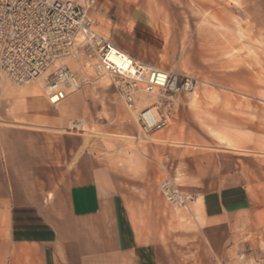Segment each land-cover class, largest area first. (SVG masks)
<instances>
[{
	"label": "rangeland",
	"instance_id": "1",
	"mask_svg": "<svg viewBox=\"0 0 264 264\" xmlns=\"http://www.w3.org/2000/svg\"><path fill=\"white\" fill-rule=\"evenodd\" d=\"M135 5L153 12L165 35V49L148 61L195 78L194 94L179 95L169 127L145 136L135 121L139 109L119 99L113 82L98 78L83 62L66 60L82 86L52 106L57 110L74 98L63 109L68 123L52 134L80 140L113 175L132 216L164 222L165 236L172 235L181 249L196 250L195 264L205 259L200 198L226 186H244L251 209L237 219V253L207 264H264V0H99L98 31L110 41L139 48L121 26ZM4 84L46 98L37 83ZM73 121L83 125V133L67 129ZM166 180L191 197L185 208L165 201L159 186Z\"/></svg>",
	"mask_w": 264,
	"mask_h": 264
},
{
	"label": "crops",
	"instance_id": "2",
	"mask_svg": "<svg viewBox=\"0 0 264 264\" xmlns=\"http://www.w3.org/2000/svg\"><path fill=\"white\" fill-rule=\"evenodd\" d=\"M121 26L139 48L112 44L156 66L147 58L166 45L157 16L135 5ZM73 99L53 110L30 89L21 94L0 86V264H185V258L195 264L196 250L165 236L164 222L132 216L113 175L80 140L52 134L68 123L63 109ZM200 199V262L233 257L237 219L251 209L249 193L234 185Z\"/></svg>",
	"mask_w": 264,
	"mask_h": 264
},
{
	"label": "built area",
	"instance_id": "3",
	"mask_svg": "<svg viewBox=\"0 0 264 264\" xmlns=\"http://www.w3.org/2000/svg\"><path fill=\"white\" fill-rule=\"evenodd\" d=\"M98 1L0 0V82L19 88L41 84L49 104L58 106L82 86L79 74L64 63L78 60L90 65L98 78L113 82L128 108L134 109L141 96L152 99L135 118L143 135L168 128L178 96L194 94L197 80L150 66L116 48L98 31ZM159 187L172 207L185 208L192 201L168 180Z\"/></svg>",
	"mask_w": 264,
	"mask_h": 264
},
{
	"label": "bare ground",
	"instance_id": "4",
	"mask_svg": "<svg viewBox=\"0 0 264 264\" xmlns=\"http://www.w3.org/2000/svg\"><path fill=\"white\" fill-rule=\"evenodd\" d=\"M88 68L89 69H93L92 67H90V65L88 66ZM32 85V84H31ZM39 85H41V84H39ZM30 86V85H29ZM42 86V85H41ZM140 100L138 101V104H137V107H136V110H138V111H140L142 108H144V107H146V106H148V105H150V103H151V101H150V99L148 98V97H146V96H141L140 98H139ZM74 128V129H73ZM67 129L68 130H70V131H80L81 133H83L84 132V127H83V125L82 124H76V125H74L73 124V122H70L69 124H68V126H67ZM85 134V133H84ZM195 202L196 201H194V202H192V206H191V208L194 206V204H195ZM186 209H188V211H191L190 209H189V207H187ZM176 212L177 213H180L181 211H179V210H176Z\"/></svg>",
	"mask_w": 264,
	"mask_h": 264
}]
</instances>
